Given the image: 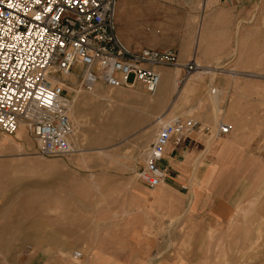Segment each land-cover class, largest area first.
<instances>
[{
    "label": "rangeland",
    "instance_id": "374dc122",
    "mask_svg": "<svg viewBox=\"0 0 264 264\" xmlns=\"http://www.w3.org/2000/svg\"><path fill=\"white\" fill-rule=\"evenodd\" d=\"M115 22L125 46L173 50L178 66H164L171 77L153 96L141 84H98L75 94L78 79L74 85L68 81L75 88H66L75 98L70 154H40L26 128L28 139L0 131V264H26L36 247L72 238L79 243L73 252L83 255L81 245L89 241L147 244L150 238L161 244L166 236L173 250L185 247L188 264H215V239L184 205L172 208V222L156 215L146 230L137 228L139 220L122 221L136 216V173L161 115L191 116L207 128L188 147L194 153L188 156L187 182L199 179V168L226 151V164L244 165L250 178L258 167L264 178V0H117ZM190 61L198 68L187 72L182 65ZM201 67L205 71L197 72ZM176 79L178 89L169 90ZM219 120L231 127L228 135H215ZM6 138L18 141L20 150L1 143ZM140 190L143 196L155 191ZM73 252L64 255L79 263ZM259 255L264 260V252ZM143 256L181 259L174 251Z\"/></svg>",
    "mask_w": 264,
    "mask_h": 264
},
{
    "label": "built area",
    "instance_id": "2783aa9c",
    "mask_svg": "<svg viewBox=\"0 0 264 264\" xmlns=\"http://www.w3.org/2000/svg\"><path fill=\"white\" fill-rule=\"evenodd\" d=\"M117 0H0V131L14 135L28 130L40 154L67 155L73 133L69 111L73 98L64 84L75 75L74 91L91 92L96 85L111 88L144 86L153 96L160 83L157 67L178 66L173 50L131 49L117 34ZM190 72L194 61L182 65ZM137 182L154 190L168 178L161 166L166 148L184 143L207 128L191 116L158 117ZM231 127L219 120L215 135ZM184 153V151L182 152ZM75 251L73 259L81 258Z\"/></svg>",
    "mask_w": 264,
    "mask_h": 264
},
{
    "label": "crops",
    "instance_id": "0c3cea01",
    "mask_svg": "<svg viewBox=\"0 0 264 264\" xmlns=\"http://www.w3.org/2000/svg\"><path fill=\"white\" fill-rule=\"evenodd\" d=\"M156 70L162 76L163 90L164 81L171 77V72L164 67H157ZM194 135L177 147L170 144L166 148L160 164L169 168L168 178L152 194L143 196L140 189H148L142 183H136V196L132 198V214L136 216L123 218L122 221L139 220L141 223L137 228L146 230L145 228L150 227V221L158 219L156 215L165 216L163 222L168 216L172 222V208L176 210L184 205L199 227L215 239V264H264L263 257L259 255L264 252L263 175L257 167L254 175L249 172L252 174L251 178L245 177L244 165L226 164L225 158L231 155L226 151L219 158L215 155L214 164L199 168V179L187 182L186 174L190 172L188 156L194 153L193 150H187L194 142ZM195 170L196 166L192 174ZM173 196L176 203L171 201ZM123 227L125 225H121ZM175 236L174 234L173 237ZM166 238L167 236L161 244L150 238L147 244L89 241L88 244L81 245L86 252L79 258V263H74L64 255L73 252L79 244L74 238L63 244L44 243L36 247L33 256H28L26 264H188L185 247L180 245L173 250L165 244ZM40 247L44 250L41 251ZM172 251L180 253L179 261H172L166 256L161 259H146L143 256L144 253ZM202 262L197 261L196 264Z\"/></svg>",
    "mask_w": 264,
    "mask_h": 264
},
{
    "label": "bare ground",
    "instance_id": "6f19581e",
    "mask_svg": "<svg viewBox=\"0 0 264 264\" xmlns=\"http://www.w3.org/2000/svg\"><path fill=\"white\" fill-rule=\"evenodd\" d=\"M196 64V63H195ZM197 66V65H196ZM197 68H198V66H197ZM196 68V69H197ZM203 67H201L200 69H198V71L197 72H203V71H205V70H203L202 69ZM195 69V70H196ZM252 76V75H251ZM253 76H255V77H261V76H259V75H254L253 74ZM77 79V75L75 74V77L74 76H70V77H68L67 78V81H69V82H71V84L72 85H74L75 83V80ZM178 84H179V81L176 79V80H174V82H173V84L172 85H170L169 87V89L170 90H172V91H175L176 89H178ZM65 86H69L72 90H75V88L72 86V85H68L67 83H65L64 84ZM188 85V83H186V85H184V87H182L181 89H180V91H184L185 90V88H186V86ZM159 92H158V95H160V93H162L161 92V90H162V80H161V83H160V85H159ZM158 89H157V91H158ZM156 91V92H157ZM136 93H140V92H136ZM156 94V93H155ZM74 102H75V98H73V104H74ZM73 104L71 105V107L73 106ZM160 118H165V116L164 115H161V116H159ZM25 129H24V127H23V125H20L19 126V129L15 132L16 133V136L18 137V138H21V139H28L27 138V135L25 134V131H24ZM3 142H5V143H9L13 148H15L16 150H20V148H21V145H20V143L18 142V141H16V140H14L13 138H6V139H4V140H2V142L1 143H3Z\"/></svg>",
    "mask_w": 264,
    "mask_h": 264
}]
</instances>
